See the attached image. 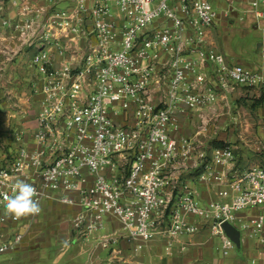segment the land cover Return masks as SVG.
<instances>
[{
  "label": "built area",
  "instance_id": "built-area-1",
  "mask_svg": "<svg viewBox=\"0 0 264 264\" xmlns=\"http://www.w3.org/2000/svg\"><path fill=\"white\" fill-rule=\"evenodd\" d=\"M22 11L24 21L11 27L34 50L39 101L31 133L15 129L13 145L0 147V256L22 246L49 201L77 209L79 238L115 220L119 234L101 245L124 241L135 253L160 240L170 254L207 231L228 255L235 245L226 222L264 240V164L240 171L223 146L200 165L197 141L182 131V117L228 103L238 90L264 105V0H75L64 9L27 2ZM241 11L261 31L257 68L231 64L212 44L218 21ZM199 166L191 184L181 179ZM20 180L37 189L41 211L16 220L5 215L3 195ZM199 186L215 198L204 199ZM255 208V218L241 221Z\"/></svg>",
  "mask_w": 264,
  "mask_h": 264
},
{
  "label": "crops",
  "instance_id": "crops-1",
  "mask_svg": "<svg viewBox=\"0 0 264 264\" xmlns=\"http://www.w3.org/2000/svg\"><path fill=\"white\" fill-rule=\"evenodd\" d=\"M27 2L54 9L71 8L75 4V0H0V147L13 145L9 133L12 126L28 134L35 127L39 97L33 93L32 83L37 73L29 66L34 50L21 47V43L29 42L25 39L24 42L16 32L6 34L2 25L3 17L13 23L24 21L22 9ZM258 65L259 58L252 68ZM191 121L192 117H182V131L188 137H191L188 129ZM246 161L235 157L236 169L243 171L262 165L264 155H257L252 165ZM199 188L204 199L215 198L212 190L204 186ZM76 211V208L60 206L54 201L45 203L22 246L9 257L0 258V264H264V240L250 239L247 233L242 234L241 248H233L228 255L223 254L220 239L207 231L182 238L170 254L160 240L148 243L139 253L124 241L104 247L101 242L106 236L119 234V224L108 219L103 231L79 238L71 225ZM258 213L259 209H250L239 217L241 221L252 220Z\"/></svg>",
  "mask_w": 264,
  "mask_h": 264
},
{
  "label": "rangeland",
  "instance_id": "rangeland-1",
  "mask_svg": "<svg viewBox=\"0 0 264 264\" xmlns=\"http://www.w3.org/2000/svg\"><path fill=\"white\" fill-rule=\"evenodd\" d=\"M2 25L6 34L16 32L19 37L23 38L14 26L11 27L14 25L13 20L3 17ZM258 26L252 14L246 11L234 12L230 23L223 20L218 21L212 29L211 39L230 63L252 68L253 63L258 60V47L261 39ZM21 47L29 46L21 43ZM191 117L193 122L191 121L188 127L189 134L199 145L198 155H204V158H201L203 160H199L200 165L209 161L214 148L223 146L230 147L238 160L246 159L247 164L250 165L253 164L252 160L257 155H264V105L255 98L253 92L238 90L229 98L228 103L219 101L215 107L195 113ZM15 129V126L10 128V136ZM201 169L200 166L194 168L181 179L185 182L192 181L199 175ZM199 190L201 193V188ZM205 198L208 199V197ZM9 256L7 254L0 258Z\"/></svg>",
  "mask_w": 264,
  "mask_h": 264
},
{
  "label": "clouds",
  "instance_id": "clouds-1",
  "mask_svg": "<svg viewBox=\"0 0 264 264\" xmlns=\"http://www.w3.org/2000/svg\"><path fill=\"white\" fill-rule=\"evenodd\" d=\"M12 191L14 195H3L5 215L12 219H21L40 213L41 207L37 189L23 180L16 182Z\"/></svg>",
  "mask_w": 264,
  "mask_h": 264
},
{
  "label": "water",
  "instance_id": "water-1",
  "mask_svg": "<svg viewBox=\"0 0 264 264\" xmlns=\"http://www.w3.org/2000/svg\"><path fill=\"white\" fill-rule=\"evenodd\" d=\"M222 229L224 231V234L234 243L235 247L237 249H240L242 237L241 231L228 222L222 224Z\"/></svg>",
  "mask_w": 264,
  "mask_h": 264
}]
</instances>
